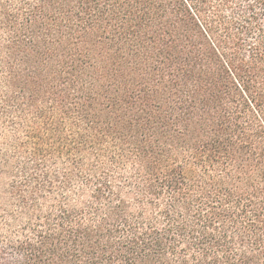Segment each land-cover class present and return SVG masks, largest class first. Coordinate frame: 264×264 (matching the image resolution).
<instances>
[{
	"label": "trees",
	"instance_id": "1",
	"mask_svg": "<svg viewBox=\"0 0 264 264\" xmlns=\"http://www.w3.org/2000/svg\"><path fill=\"white\" fill-rule=\"evenodd\" d=\"M0 264H264V0H0Z\"/></svg>",
	"mask_w": 264,
	"mask_h": 264
}]
</instances>
